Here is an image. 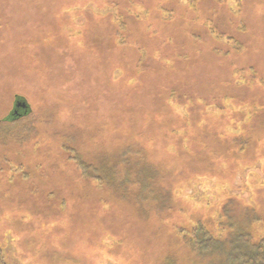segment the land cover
Returning a JSON list of instances; mask_svg holds the SVG:
<instances>
[{
	"label": "rangeland",
	"instance_id": "rangeland-1",
	"mask_svg": "<svg viewBox=\"0 0 264 264\" xmlns=\"http://www.w3.org/2000/svg\"><path fill=\"white\" fill-rule=\"evenodd\" d=\"M17 101L40 136L0 135L8 264H198L178 230L217 235L229 198L264 236V0H0V120ZM70 126L89 150L139 143L153 189L80 177Z\"/></svg>",
	"mask_w": 264,
	"mask_h": 264
},
{
	"label": "trees",
	"instance_id": "trees-1",
	"mask_svg": "<svg viewBox=\"0 0 264 264\" xmlns=\"http://www.w3.org/2000/svg\"><path fill=\"white\" fill-rule=\"evenodd\" d=\"M227 41L232 45L234 43L238 51L243 49L242 44L234 38ZM17 111V115L8 113L0 120V135L8 146H23L40 136L38 123L33 121L30 112L19 111V109ZM43 116H49V113H44ZM42 120L48 125L51 123L48 118ZM38 121L43 122L39 118ZM71 127L69 128L72 129ZM49 135L54 137L53 133ZM92 140L91 135L75 129L61 137L59 142L61 143L58 146L60 154L76 169L78 168L80 177L94 179L99 186L105 185L120 197L130 194L126 186L136 183L139 191L147 192L153 189L151 180H147L148 173L152 174L148 165L150 167L152 165L148 163L144 154L145 150L139 143L138 145L137 142L126 141L118 150L104 153L101 150L87 149V142ZM155 171L159 172V170ZM158 176L159 174H155L153 182ZM231 203H234V200L229 198L224 204L222 220H218L216 224L217 235L202 222H197L193 228L183 227L178 230L180 242H182L180 252L195 253L199 256L198 264H264V236L255 238L251 227L252 222L258 220V215L252 208H244L245 215L242 213L238 216L229 209ZM0 264H8L2 249H0ZM191 264L195 263L192 261Z\"/></svg>",
	"mask_w": 264,
	"mask_h": 264
},
{
	"label": "water",
	"instance_id": "water-1",
	"mask_svg": "<svg viewBox=\"0 0 264 264\" xmlns=\"http://www.w3.org/2000/svg\"><path fill=\"white\" fill-rule=\"evenodd\" d=\"M24 106H25V104L23 102L17 101V103L15 104V107L12 110L13 112L11 114L17 115L18 114V111H17L18 107H24Z\"/></svg>",
	"mask_w": 264,
	"mask_h": 264
}]
</instances>
